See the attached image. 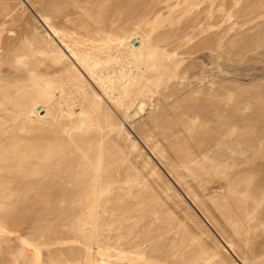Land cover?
Masks as SVG:
<instances>
[{
	"label": "rangeland",
	"instance_id": "1",
	"mask_svg": "<svg viewBox=\"0 0 264 264\" xmlns=\"http://www.w3.org/2000/svg\"><path fill=\"white\" fill-rule=\"evenodd\" d=\"M0 264H264V0H0Z\"/></svg>",
	"mask_w": 264,
	"mask_h": 264
}]
</instances>
